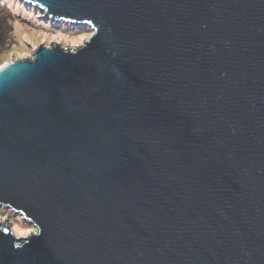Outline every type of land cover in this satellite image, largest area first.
Segmentation results:
<instances>
[{
    "label": "water",
    "instance_id": "obj_1",
    "mask_svg": "<svg viewBox=\"0 0 264 264\" xmlns=\"http://www.w3.org/2000/svg\"><path fill=\"white\" fill-rule=\"evenodd\" d=\"M84 27L0 66V264H264V0H21Z\"/></svg>",
    "mask_w": 264,
    "mask_h": 264
},
{
    "label": "rangeland",
    "instance_id": "obj_2",
    "mask_svg": "<svg viewBox=\"0 0 264 264\" xmlns=\"http://www.w3.org/2000/svg\"><path fill=\"white\" fill-rule=\"evenodd\" d=\"M5 5L9 7L10 12L0 15L2 18L0 29L11 30L9 36L11 35L12 40L6 51H0V66L33 57L41 45L49 47L59 44L64 48L82 46L92 35L84 27L77 28L71 24L51 22L36 8L21 0H6ZM9 222L17 237H27L36 232V228L27 222L20 225L19 221L10 218L8 213L0 214L1 226H7Z\"/></svg>",
    "mask_w": 264,
    "mask_h": 264
},
{
    "label": "trees",
    "instance_id": "obj_3",
    "mask_svg": "<svg viewBox=\"0 0 264 264\" xmlns=\"http://www.w3.org/2000/svg\"><path fill=\"white\" fill-rule=\"evenodd\" d=\"M5 1L6 0H0V15L1 14H6V13H9L10 12L9 7L8 8L5 7L6 6L5 5ZM37 11L40 12L38 9H37ZM1 19L2 18L0 17V22H1ZM12 28H13V26H12ZM77 28H79V27H77ZM10 31L8 29H6V30L0 29V51H6V49L11 46L10 45V42H11L12 39H11V35L9 36V34H11ZM3 213H8L9 216H10V218L19 221V224L20 225L26 223L25 221H23V219H22V217L20 215H16L15 213L11 212L10 210H7L6 208L0 206V214H3Z\"/></svg>",
    "mask_w": 264,
    "mask_h": 264
},
{
    "label": "bare ground",
    "instance_id": "obj_4",
    "mask_svg": "<svg viewBox=\"0 0 264 264\" xmlns=\"http://www.w3.org/2000/svg\"><path fill=\"white\" fill-rule=\"evenodd\" d=\"M32 232V231H31Z\"/></svg>",
    "mask_w": 264,
    "mask_h": 264
}]
</instances>
